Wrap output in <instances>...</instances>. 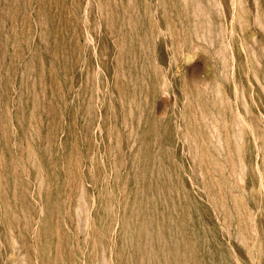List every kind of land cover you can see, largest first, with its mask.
Returning a JSON list of instances; mask_svg holds the SVG:
<instances>
[{
  "label": "rangeland",
  "instance_id": "obj_1",
  "mask_svg": "<svg viewBox=\"0 0 264 264\" xmlns=\"http://www.w3.org/2000/svg\"><path fill=\"white\" fill-rule=\"evenodd\" d=\"M0 264H264V0H0Z\"/></svg>",
  "mask_w": 264,
  "mask_h": 264
}]
</instances>
